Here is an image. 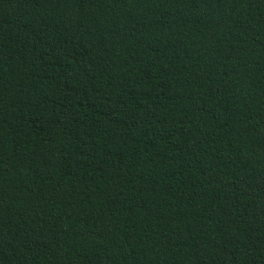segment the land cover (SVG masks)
Segmentation results:
<instances>
[{"label":"trees","instance_id":"obj_1","mask_svg":"<svg viewBox=\"0 0 264 264\" xmlns=\"http://www.w3.org/2000/svg\"><path fill=\"white\" fill-rule=\"evenodd\" d=\"M0 264H264V0H0Z\"/></svg>","mask_w":264,"mask_h":264}]
</instances>
